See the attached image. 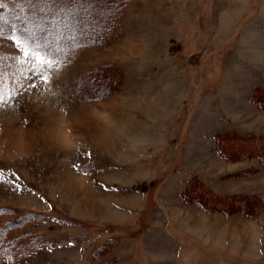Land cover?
Returning a JSON list of instances; mask_svg holds the SVG:
<instances>
[{
  "label": "rangeland",
  "instance_id": "1",
  "mask_svg": "<svg viewBox=\"0 0 264 264\" xmlns=\"http://www.w3.org/2000/svg\"><path fill=\"white\" fill-rule=\"evenodd\" d=\"M116 2L85 1L67 32L100 34ZM120 14L106 43L59 56L50 42L32 55L35 35L19 47L9 39L35 34L24 26L1 34L0 264H264L256 237L241 245L244 223L236 220L258 217L264 229L261 196L240 192L251 196L252 214L207 196L208 207L227 213L199 205L200 222L190 225L171 219L166 205L190 168L201 173L187 182L195 197L209 189L264 195V159L246 148L236 160L237 145L235 160L224 159L214 146L224 132L264 136V0H129ZM113 79L120 87L112 93ZM73 174L92 190L86 198L71 187ZM99 180L112 191L135 186L130 214L117 222L73 218L80 205L92 216L98 197L110 207L123 200ZM192 231L200 241L186 236Z\"/></svg>",
  "mask_w": 264,
  "mask_h": 264
},
{
  "label": "trees",
  "instance_id": "2",
  "mask_svg": "<svg viewBox=\"0 0 264 264\" xmlns=\"http://www.w3.org/2000/svg\"><path fill=\"white\" fill-rule=\"evenodd\" d=\"M85 1L88 0H83V2L81 0V3H77V0H61V4L55 7L52 6L51 3L44 0H2L3 6L0 7V37L3 36L1 34L7 33L8 26H12V29H14L16 25H19L20 27L24 26L23 28H25L26 33L35 31L36 44L39 43L42 46L50 42L51 48L48 46L47 47L50 49L49 53L54 56H59L65 52L67 53L70 51V49H73L77 46L104 44L107 41V39H105V41L104 38L110 37V33L113 32L114 26L112 22L114 18L119 17L120 13V15L123 14V9L129 0H118L116 4L108 7L111 23L100 34L95 32L81 37L80 34L82 32L78 31V29L74 32L67 31L68 29L75 30L73 28H75L76 22L79 21L76 19V17H78L77 14H80L79 12L82 10V5H85ZM54 8L56 9L54 10ZM70 16L74 17V20L69 18ZM68 19L71 20L69 23H67ZM69 24H71V26ZM60 37H63L64 39ZM106 68L107 67L104 66L101 67L100 70L95 71L101 72L102 70L103 72ZM119 80L120 79H118L117 83V79H113L114 87L111 89L112 93L119 89ZM111 92H107L105 95L112 94ZM255 94L257 95L258 93ZM215 144L216 149L220 151L224 159L235 160L232 158V154L234 153L233 149L236 147V145L238 146L236 147V150L240 155L236 157V160H239L238 158H243L248 152H250L251 156L253 152L256 153L257 157H259V159L261 158V161L264 159L260 153V150L264 149L263 135L241 136L237 132H224L216 136ZM246 148L248 149V152L246 151ZM194 186L195 185H193L192 182L189 183L184 192L185 199L187 201L199 204L207 211L227 213L224 210L208 207L207 204H209V199L212 200L215 197L219 198L218 202H224L227 204L230 201L229 207H232L235 203L236 205L240 206V210H238L236 213L248 214L246 212H251L252 210L251 208L246 209L245 205V202L248 201L251 196L242 194L240 192L232 194L222 193V195L212 189H209L211 191L209 192L207 189L210 194H205V192L204 195H202L203 193H197L198 196L195 197L194 195L196 194L197 188ZM190 191L193 197H190ZM207 196H210L209 199H207ZM213 201H215V199H213ZM252 213H254V211L250 214Z\"/></svg>",
  "mask_w": 264,
  "mask_h": 264
},
{
  "label": "crops",
  "instance_id": "3",
  "mask_svg": "<svg viewBox=\"0 0 264 264\" xmlns=\"http://www.w3.org/2000/svg\"><path fill=\"white\" fill-rule=\"evenodd\" d=\"M214 146L216 147V144ZM215 147H214V149H215ZM195 160L196 159H194V156H192L190 161H193V162L189 161L191 163V165L194 166V161ZM188 173H190V174L188 176H186V182H185L186 186L183 188L182 191H181L182 188L181 189L179 188V191L177 192V195L175 196L176 198H175L174 204H173V202H169L168 203V201H166L167 208L170 205L171 206L173 205L172 207L171 206L169 207L170 208V213H171L170 217L172 216L171 219L178 221L177 223H181L182 225L186 224V223H189V225H190V224H192V223H194V222H196L198 220L200 222V219L195 218L194 217L195 214L193 213L194 212V208L196 210L199 209V207H198L199 204H197L195 202H190V201L187 202V200L184 197V192H185V190L187 188V185H188L187 182L192 178V176H194V175H198L199 176V174H201V173L194 172L193 168H190L189 172L186 171V174H188ZM202 175H204L205 177L208 176L205 173L202 174ZM112 178L115 180L114 176H111V179ZM99 181H101V180H99ZM208 181H210V180H208ZM104 182L105 181L99 182V183H102L100 186H102L103 189L110 191L111 190L110 189L111 186H109L107 183H104ZM113 189H114V191L111 190L113 192L112 193L113 196L117 195L118 198H122L123 200L119 201V200L111 197V198H113L112 199L113 202H111L113 207H110V206H108L105 203L106 199L97 196L98 198L96 199V204H95V207L93 208V211H92L93 214H91L92 216H89L88 214L83 215L82 211L83 210L87 211L89 209V208L86 207V205L84 203L85 206L80 205V208H79L80 210L77 211V212L72 213L73 218H76L78 220L82 219V220H89V221H93V220L97 221V220H99V221H104V222L105 221L117 222L118 220L121 219V217L118 216L120 213L121 214H130L129 213V209L134 208L135 202H136V199H137V195H138V192H137L135 186L132 184V186L130 188L126 189V190L119 189V187L118 188H113ZM96 190H97V188H96ZM231 190H233V189H231ZM239 192L254 193V194H257V195L261 196L264 199V195L262 193H259L258 191H254V190L253 191H247V190L241 189ZM182 198L186 201V203L184 202V200H182ZM89 201H90V199L87 201V203ZM91 205H92V203H91ZM81 207H83V208H81ZM177 208H178V210H177ZM179 208H183L184 209V211H183L184 213H182L181 210H179ZM173 209H174V211H173ZM112 210H114L113 211L115 213L114 216H113ZM125 212H127V213H125ZM207 214H208V216L212 215V214H209V213H207ZM110 217H113V218L110 219ZM234 218H232L230 221H232ZM257 218L258 217H256L254 220L251 219L250 222L248 220H244V219H237V217H236V220H237L238 224H241V222L244 223L241 226L239 225V227H241V229H242V231H240L238 233V237H239L241 245L243 244L245 247L246 246L247 247H249V246L251 247L252 241H253L254 237H256V240L258 241L257 242V250L256 251H257L258 255H261V253H262L261 250L262 249H263V252H264V244L260 243L261 240H263V243H264V229L260 228V226H261L260 222L261 221H259ZM202 219H204V220H202ZM202 219H201L202 222L203 221L206 222V220H205L206 218L205 217L202 218ZM129 220H131V219L129 218ZM208 221L209 220H207V222ZM211 221L212 220H210L209 223H212ZM243 226H245V227H243ZM251 226H253V227H251ZM223 227H228V226L227 225L224 226V224H223ZM211 231L212 230H210V233H211ZM167 232H168V230H167ZM188 234H190V235H186V236H192L193 238H195V239H197L199 241L201 240L200 233L192 231V232H189ZM224 241H225V243H224L223 246H225V244H226L227 245L226 247L229 248L228 250L232 252L233 248H231V246L229 245L230 239L227 238V237L226 238L224 237ZM248 250H249V248H248ZM244 252L247 253L246 250Z\"/></svg>",
  "mask_w": 264,
  "mask_h": 264
},
{
  "label": "snow or ice",
  "instance_id": "4",
  "mask_svg": "<svg viewBox=\"0 0 264 264\" xmlns=\"http://www.w3.org/2000/svg\"><path fill=\"white\" fill-rule=\"evenodd\" d=\"M2 6H3L2 0H0V7ZM34 35H35L34 33H30L25 37H17L15 35H12L9 37V39H11L19 47L22 43L28 44ZM41 47L42 46L39 43H37L35 45V48L32 50L31 54L39 58V52L37 50ZM24 55L27 56L29 55V53L27 51H24ZM41 63H50V62L47 60H42ZM3 102H4L3 74L0 73V104H3Z\"/></svg>",
  "mask_w": 264,
  "mask_h": 264
},
{
  "label": "bare ground",
  "instance_id": "5",
  "mask_svg": "<svg viewBox=\"0 0 264 264\" xmlns=\"http://www.w3.org/2000/svg\"><path fill=\"white\" fill-rule=\"evenodd\" d=\"M84 182H86V180L85 179L82 180L81 176L76 174L71 175V184H72L71 187L74 188L77 191L78 195L81 196L82 198H86L87 193L92 191L90 188L88 189L83 187ZM84 203L86 202L84 201Z\"/></svg>",
  "mask_w": 264,
  "mask_h": 264
}]
</instances>
